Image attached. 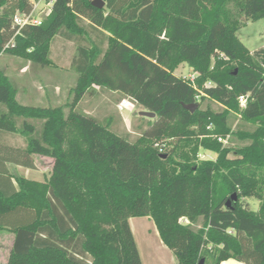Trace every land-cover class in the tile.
<instances>
[{
    "label": "trees",
    "instance_id": "1",
    "mask_svg": "<svg viewBox=\"0 0 264 264\" xmlns=\"http://www.w3.org/2000/svg\"><path fill=\"white\" fill-rule=\"evenodd\" d=\"M104 1L55 0L42 24L4 50L13 16L32 1L0 0V53L51 64L58 35L87 42L72 62L67 106L22 104L0 69V138L25 143L0 141V229L14 235L7 264H144L130 225L144 216L180 264H264V47L251 51L238 35L264 18V0ZM181 63L194 67V80L175 73ZM95 88L156 116L135 140L120 135L111 115L77 110ZM232 117L254 128L234 130ZM228 135L248 143L223 145L218 136ZM200 148L217 158L199 160ZM38 155L54 158L46 181L7 165L35 168Z\"/></svg>",
    "mask_w": 264,
    "mask_h": 264
},
{
    "label": "rangeland",
    "instance_id": "2",
    "mask_svg": "<svg viewBox=\"0 0 264 264\" xmlns=\"http://www.w3.org/2000/svg\"><path fill=\"white\" fill-rule=\"evenodd\" d=\"M13 28V22L11 23ZM238 35L246 46L255 51L261 47H264V18L258 21H248L238 31ZM99 37L98 35H96ZM99 39L105 40L106 38L100 36ZM87 43L82 42L81 38L74 37L72 39L58 35L52 42L50 58L51 64H41L32 60L11 54L3 51L0 53V69L9 77L12 85L16 88L17 94L22 90L26 91V95L20 97L22 103L34 106H67L66 104L72 101L73 89L76 86L78 75L72 65L74 58L77 55V48L79 44ZM103 43V46H106ZM7 43L4 46V50L7 49ZM175 73L183 78H191L197 75L194 67L187 63H181L175 70ZM26 85L27 88H24ZM210 85V83H208ZM94 93L87 94L79 102L77 107L78 111L88 112L96 117L105 120L108 115H111L113 120L112 130L123 136H129L132 140H135L140 132L146 128L147 122L150 118L140 115L141 110H145L144 107L138 104L131 109H119V103L125 98L119 92H110L108 90H102L95 88ZM23 93V92H22ZM24 94V93H23ZM50 98V99H49ZM18 99V97H17ZM20 102V101H19ZM214 109H220V105L211 101L209 103ZM207 106V102L204 103V107ZM67 109V108H66ZM233 129H253L254 126L248 123H244L238 117H232ZM21 122V119H20ZM37 127L42 125L41 121L35 120ZM227 142L218 140L223 145H228L233 148L245 145L248 141H242L237 137L230 135L225 137ZM189 151V148L184 149ZM191 153V152H190ZM192 154V153H191ZM218 154L212 150L200 148L198 159H216ZM236 156V151L230 153V157ZM37 163L38 169L28 172L24 169L12 166L13 172H16L23 176H30V178H37L40 181H46L51 175L53 168L51 157L38 155ZM249 207L254 210L259 209L260 202L255 198H249L245 200ZM130 225L134 229L136 238L139 242L140 249L143 252L144 257H148L150 250H146L144 247L145 239H153L154 235L149 234V229L154 232L157 230L156 225L151 217H133L130 219ZM181 223L190 224L188 219H180ZM202 221L195 224V227L201 226ZM13 236L7 231L0 230V264H7V257L9 254L10 245L12 243ZM154 254L153 258H155ZM160 255V254H159ZM150 256L152 254L150 253ZM161 258V257H160ZM156 260V259H155ZM156 262H159L156 260ZM166 264H180L176 258L174 262H167ZM207 264H210L208 262Z\"/></svg>",
    "mask_w": 264,
    "mask_h": 264
},
{
    "label": "crops",
    "instance_id": "3",
    "mask_svg": "<svg viewBox=\"0 0 264 264\" xmlns=\"http://www.w3.org/2000/svg\"><path fill=\"white\" fill-rule=\"evenodd\" d=\"M23 86H25V87H23V89L27 88L26 85H23ZM22 92L21 93L18 92V94H17L18 100L20 102H21L20 97L26 95V91L25 90L24 91L22 90ZM22 104L28 105L26 103H22ZM0 141H1V143L7 144V145H10V146H15L16 148L25 147V143L24 142H22V141L21 142H12L9 137H4L2 135H1ZM41 156H44V155H41ZM33 157H34V162H35V165H36L35 168L26 167V166H23L21 164H16V163H11V162H7V165L10 168L12 166H14V167H18V168L24 169V170H26L28 172H31L33 170H37L38 169L37 157L36 156H33ZM45 157L49 158L48 156H45ZM51 160H52L51 161L52 164H54V158L51 157ZM25 177H27L29 179H34V180H39L40 181V179L33 178V177L30 178V176H25ZM144 217H149V216H144ZM131 228H133L132 225H131ZM0 230H4V231L9 232L8 230H5V229H0ZM132 231H133V234L135 236V239H136V242H137V245H138V249L140 251V254H141V257H142V261H143L144 264H166V261L167 262L169 261V262L173 263L174 262V258L177 259L176 254L168 246H166V244L162 241V239L160 237V234L158 232V229L155 230L152 233H151V231H153V230L149 229L148 233L149 234H153L154 237H153V239L152 238L151 239H145L144 247L146 248V250H150V253L152 254V256H150V253H149L147 258L144 257L143 252L140 249L139 242H138V240L136 238L134 229H132ZM9 233L12 234L11 232H9ZM12 236H13V239H12V243L10 245L9 253H10L11 247L13 245V241H14V235L12 234ZM154 254H157V256L155 255V258H153ZM8 257H9V254H8ZM8 257H7L6 260H8ZM155 259L158 260L159 262H156ZM177 261H178V259H177ZM221 264H246V263L238 261V260H235V259H228V260H225V261L221 262Z\"/></svg>",
    "mask_w": 264,
    "mask_h": 264
},
{
    "label": "built area",
    "instance_id": "4",
    "mask_svg": "<svg viewBox=\"0 0 264 264\" xmlns=\"http://www.w3.org/2000/svg\"><path fill=\"white\" fill-rule=\"evenodd\" d=\"M32 9L29 12H16L13 16V28L15 33L13 37L7 42V47L15 45V37L21 34L22 29L29 25H40L43 20L49 15L55 0H31ZM195 77H191V80H194ZM241 102H245L246 98L242 96L240 98ZM119 109L123 111L124 109H131L136 106L135 101L129 97H125L119 103ZM220 141L227 142V139L220 137Z\"/></svg>",
    "mask_w": 264,
    "mask_h": 264
},
{
    "label": "water",
    "instance_id": "5",
    "mask_svg": "<svg viewBox=\"0 0 264 264\" xmlns=\"http://www.w3.org/2000/svg\"><path fill=\"white\" fill-rule=\"evenodd\" d=\"M93 4L99 8H103L105 7L106 5V2L104 0H93ZM186 107L192 111L195 110V108L197 107L196 104H192V105H186ZM140 115L142 116H146V117H149V118H154L156 116L155 112H152V111H148V110H141L140 111ZM233 199H236L237 198V194H234ZM231 202H232V199H229L228 202H227V206H231ZM199 264H205V259H201L200 263Z\"/></svg>",
    "mask_w": 264,
    "mask_h": 264
}]
</instances>
